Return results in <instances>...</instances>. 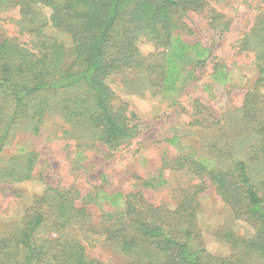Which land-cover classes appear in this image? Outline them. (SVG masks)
I'll return each instance as SVG.
<instances>
[{
	"label": "trees",
	"instance_id": "trees-1",
	"mask_svg": "<svg viewBox=\"0 0 264 264\" xmlns=\"http://www.w3.org/2000/svg\"><path fill=\"white\" fill-rule=\"evenodd\" d=\"M8 1L20 8L18 24L29 41L0 40V154L16 125L26 116L32 118L29 104L44 94L46 103L61 95L69 120L83 118L93 137L119 147L137 136L138 126L108 85L110 77L144 71L151 88L172 93L179 90L182 63L202 69L212 59L210 47L186 41L178 33L187 12L199 17L211 14L207 0H0V4ZM43 7L51 10L49 17L43 14ZM49 25L70 36V49L44 32ZM141 38L164 49L157 60L141 54ZM259 65L261 76L254 90L245 94L240 122L252 126L255 135L250 159L264 164V97L258 91L264 88V63ZM212 76L220 86L230 81L223 68L215 67ZM80 87L86 92L84 97L73 101L70 94L63 95ZM87 99L92 102L90 108ZM44 113L43 109L33 115L37 128ZM24 151L13 156L11 163L0 165V184L31 179L37 155ZM220 157L219 150L202 154L191 148L188 154L162 160V172L186 170L198 179L180 192L175 210L151 204L137 192H97L100 203L128 218L109 229L107 239L118 244L120 252L130 258L129 264H264V180L260 186L254 184L243 160L234 159L220 167L224 162ZM163 184L160 177L149 186L155 190ZM209 187L236 221L254 230L250 238L233 232L223 235L233 251L227 258L212 257L204 250L197 227L201 195ZM80 195L74 187L49 186L44 195L35 196L21 223L8 234L0 233V264H104L90 258L87 247L75 238L36 236L43 227L58 233L67 228L84 235L90 232L89 210L77 204ZM253 259L258 263L251 262Z\"/></svg>",
	"mask_w": 264,
	"mask_h": 264
},
{
	"label": "rangeland",
	"instance_id": "rangeland-1",
	"mask_svg": "<svg viewBox=\"0 0 264 264\" xmlns=\"http://www.w3.org/2000/svg\"><path fill=\"white\" fill-rule=\"evenodd\" d=\"M207 2L211 14L199 17L187 12L178 33L186 41L210 47L212 59L202 69L182 63L184 74L177 92L151 88L144 71L121 72L108 79L117 98L127 105V116L138 126L137 136L119 147L93 137L83 118L69 120L61 95L47 103L45 94L32 100L28 112L32 118L26 116L16 125L0 154L2 166L11 163V158L22 149L24 154L37 155L31 179L0 184V233L8 234L18 226L33 205L34 197L44 195L49 186L64 190L74 187L81 193L77 204L89 210L90 232L84 235L67 228L58 233L43 227L36 236L75 238L87 247L92 259L104 264H129L130 258L120 252L118 244L107 239L108 230L128 218L100 203L99 190L141 193L149 203L175 210L180 192L198 183V179L186 170L162 172V160L188 154L191 148L202 154H216L219 150L224 159L220 167L234 159L246 161L254 184H262L264 164L250 159V147L255 143L253 128L240 120L245 94L254 90L261 76L259 63H264V0ZM42 12L49 17L51 10L43 7ZM20 17L18 6L9 1L0 4V40L29 41L27 33L21 35ZM44 32L68 49L72 46L70 36L53 26H47ZM139 45L150 47L142 51ZM138 48L143 56L153 55L155 60L164 52L145 38L139 40ZM215 67L229 73L226 86L218 85L213 79ZM190 74L193 76L189 77ZM258 91L264 97V88ZM67 94L74 101L86 92L80 87L76 92L63 93L65 97ZM87 107H92L88 99ZM43 109V121L37 128L33 115ZM245 139L249 142H244ZM160 177L165 184L152 190L150 182L157 184ZM50 201L55 204L52 198ZM196 223L204 250L215 258H227L233 253L223 238L225 233L233 232L241 238L254 235L252 227L234 219L212 187L201 195ZM251 262L258 263L256 259Z\"/></svg>",
	"mask_w": 264,
	"mask_h": 264
},
{
	"label": "clouds",
	"instance_id": "clouds-1",
	"mask_svg": "<svg viewBox=\"0 0 264 264\" xmlns=\"http://www.w3.org/2000/svg\"><path fill=\"white\" fill-rule=\"evenodd\" d=\"M141 47V50H145V48L150 47V45H139Z\"/></svg>",
	"mask_w": 264,
	"mask_h": 264
}]
</instances>
